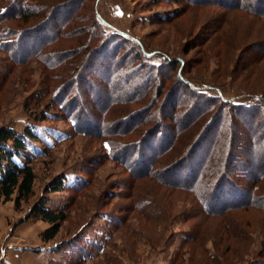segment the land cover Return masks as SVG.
I'll return each mask as SVG.
<instances>
[{"label": "rangeland", "instance_id": "obj_1", "mask_svg": "<svg viewBox=\"0 0 264 264\" xmlns=\"http://www.w3.org/2000/svg\"><path fill=\"white\" fill-rule=\"evenodd\" d=\"M38 1L48 4L58 2ZM174 1L86 0L79 13L84 17L88 15L89 19L97 18L100 30L111 35L115 50V59L112 61L124 65L119 69L124 76L128 77L129 74L132 79L140 80L132 67L136 59L129 63V58H135L139 49L145 52V56L142 55V59L134 65L140 70L148 69L146 71L150 76L161 78L165 84V90L153 109L154 123H150L147 129L149 133L157 129L155 132L160 135L168 128H180L184 119L196 120L198 106L193 108L194 96L188 92L190 89L206 96L219 97L230 106H247L255 99L249 93L258 96L264 93V57H259L253 46V43L264 42V20L256 18L247 10L231 9L233 5L230 3L233 2H225L232 0L223 1L222 4L214 2L216 0H202L201 3H195L199 0ZM5 4L0 0V6ZM167 18L171 21L167 22ZM48 24L34 30V35L45 31L40 43L58 30L57 25ZM1 25L10 28L11 33L15 34L18 22L12 19ZM79 25L80 30L74 31L80 34H75L81 36L80 31H91V22ZM58 40L50 45L44 44L38 57L21 63H15L0 49V127L22 132L25 127L31 126L41 137L40 143L33 144L34 150L28 151L32 155L35 175L32 198L17 211L12 201L0 204V264H263L264 212L255 208V205L225 216L199 215L195 199L189 192L170 189L154 176L133 179L121 163L106 157L111 152L110 145L102 142L104 139L96 136L95 130L85 126L86 122L92 121V114L101 110L100 103L94 104L92 100L101 99L102 95L92 92V97L89 96L88 90L82 86L84 84H80L81 87L73 84L72 89L64 91L67 88L65 83L71 77L60 69L62 65L57 59L58 55H63L72 38ZM28 52L34 53V45L20 56L17 53L15 59L29 56ZM98 58L96 51L94 61ZM167 62L173 63L170 69ZM179 69L187 86L179 80ZM156 71L161 72L158 74ZM111 72L115 74H111L110 82H115L119 78L118 71L111 66ZM161 73L166 75L162 76ZM103 78L104 74H85V81L90 86L94 85L95 89L101 86L106 88ZM56 90H60L57 91L60 96L62 92L65 95L60 104L65 105L72 100L82 105L80 108L88 112V121L78 112L76 115H79L81 124L66 119L55 101ZM133 92L137 93V90L126 91L124 96L130 94L134 99L135 95L131 96ZM172 96L176 99L173 110L164 106L166 102L169 105V97ZM47 108L46 119L34 122ZM224 109L221 117L230 116L232 111L227 107ZM211 114L214 113L209 110L207 116ZM128 116L129 112L125 117ZM261 117L257 116L255 120L256 137L264 138L263 128L258 132L260 124L264 126ZM118 118L109 119L108 115V123L124 122ZM218 121L212 123L218 125L217 140L225 124ZM212 125L205 127L209 129ZM78 126L83 127L81 132ZM241 127L242 121H235L234 156L236 150L239 154L245 153L248 134ZM93 128L97 129L96 126ZM193 128L186 131V137ZM85 131L88 133H83ZM205 134L198 145L202 144ZM118 141L122 143L124 139L118 138ZM261 145L264 159V144ZM229 161L230 158L225 165ZM219 163L221 165L222 162ZM227 173V177L224 175L227 185L231 181L236 186L240 181L243 186L248 185L250 176L246 178L242 170H234L233 163ZM223 177L220 178V184L224 182ZM59 179L64 181L62 189L45 193L48 186ZM128 179L131 188H128ZM262 182H259L260 185L264 184ZM82 183L84 186L75 191V187ZM256 194L264 198V188ZM134 197L147 201L149 210L140 213L137 208L132 209ZM40 203L50 210L63 209L66 215L56 238L49 243L42 242L40 238L49 225L26 216L33 206ZM260 203L257 206L264 210V204ZM108 214L121 218L124 216L125 219L116 229ZM222 227H225L224 235L221 233ZM79 234L74 244L63 247ZM90 245H102L103 248L93 250L90 252L92 255L87 254L84 262L75 263L72 259L77 248L82 246L89 253Z\"/></svg>", "mask_w": 264, "mask_h": 264}, {"label": "trees", "instance_id": "obj_2", "mask_svg": "<svg viewBox=\"0 0 264 264\" xmlns=\"http://www.w3.org/2000/svg\"><path fill=\"white\" fill-rule=\"evenodd\" d=\"M1 1L7 3V5L0 6V40H7L9 38H12V40L0 41V49L5 51L15 63L26 62L32 57H38L44 44L50 45L58 39L63 41L66 37L69 39L72 38L71 43L67 45L68 48L64 50L63 55H58L59 57L57 59V62L62 65L60 69L64 73L67 72L69 77H71L68 83H65L67 88L64 91L67 92L72 89L73 84L74 86L79 85V87H81L80 84H84L82 86L88 90L89 96L92 97V92L101 93V99L95 98L92 100L94 104L100 103L98 105H100L101 110L96 114H92L91 122H93V118L95 121L92 124L91 122H86L85 126L86 128L95 130L94 132L97 133L96 136L103 138L104 140L102 142H107L110 145L111 152L106 157L121 163L133 179H144L154 176L170 189L189 192L195 199L196 205L198 206L196 212L199 215L209 216L212 214H222V216H225L230 212L243 208L247 209L248 207H253V205H255V208L264 212L261 206H257V203L260 202V204H264V198L256 194V192L264 188V184L260 185L264 179V159H262L263 156L261 155V147H263L261 144H264V138L256 137L257 126L255 125L257 116L259 117L261 115L262 121H264V93H261L259 96L256 93H249L255 99H252L253 101L247 106H230L225 104L219 97L206 96V94L204 95L196 90L190 89L191 91L188 92L194 96L192 101L193 108L198 106L199 110L196 113L198 114L196 120L184 119L185 122L180 128L174 130L168 128L161 135L155 132L157 129L149 133L147 129L150 127V123H154L152 116L153 109H155V105H157L159 98H161L162 91L165 90V84L161 81V78L150 76L149 72L146 71L148 69L143 70L144 68H141L140 70L138 66L134 65L136 64L135 62L142 59V55L145 56V52L142 49L138 50L140 58H138V54L131 60L129 58V63L136 59L132 65L134 72L140 77V80L136 81L129 74L128 77L124 76L122 71L119 70L124 66L123 64L121 65L118 62L116 63V61H112L115 59V56H113L115 53L113 49L114 44H112L114 42L110 37L111 35H107L104 31L100 30V24L97 18L96 20L93 18L89 19L88 15L84 17L79 14L86 0H63L61 2L58 0L55 4H48L45 1L39 2L38 0ZM223 1L226 0H216L214 2L222 4L221 2ZM31 2L33 5H31ZM172 2L175 1L172 0ZM201 2L202 0H199L195 3ZM229 2H233L230 3L233 6L228 4L223 5L231 6V9L239 8L247 10L252 12L256 18L264 20V0H232L226 1L225 3ZM3 16L4 18H2ZM12 19L18 22L17 28L14 31L15 34L11 33L10 28L1 25ZM44 19H46V22H42ZM170 21L168 19L167 22ZM87 22L92 23L91 31H80L82 32L81 36L75 34H80L74 31L76 29L80 30L79 23L87 24ZM35 23H37L35 26L38 29L45 24L49 25L48 23H53L57 25L58 30L53 36L45 37V40L43 39L44 41L40 43V38L45 31L40 35H34V30L37 29L34 27ZM5 28H8V31H5ZM66 28L68 30H65ZM33 45L34 53L28 52L30 54L29 56L15 59V57H18L17 53L20 56L24 51H30ZM253 46H255L254 49L257 55L264 57V42L253 43ZM109 50L112 54L109 53ZM96 51L98 52L99 58L94 61ZM127 58L124 60H127ZM176 60L180 63L178 59ZM48 61L54 63L50 59ZM50 63L49 65H52ZM174 63L176 62L174 61ZM110 65L118 71L119 78L117 80L114 79L116 80L115 82H110L112 81L111 74L112 76L115 74L114 72L110 73ZM172 66L173 63L168 64L169 69ZM149 70L154 71V69ZM88 72L97 74V76L104 74L103 83L107 90L102 86L98 89H95L93 87L94 85L90 86L89 82L85 81V74ZM156 72L159 74L161 71ZM178 73L179 80L187 86V83L180 76V69ZM160 75L163 76L166 74L161 73ZM154 84L156 85L155 88L153 87ZM134 89L137 90V93L133 92L131 95H135L134 99L130 97V94L124 96L126 91L130 92V90ZM57 91L60 92V90H56L55 92ZM58 92L54 94V97H56L55 101L59 104L58 109L63 112L66 119L81 124L82 122L78 119L79 115H76L78 112V114L85 118V121H88V112L80 108L82 105H78L72 100L67 101L65 105L60 104L61 98L65 95H62V92L60 96ZM167 98L168 96L165 100ZM169 98V105L166 102L164 106H169L173 110L174 106H176V99L173 96ZM140 104L144 105L139 107ZM224 107L232 111L230 116L226 115L225 117H221V112L224 113L225 111ZM48 109L44 113H41L40 118L34 119V122L45 120ZM140 109L143 112H138ZM150 109L152 110L149 112ZM209 110L214 114L207 116ZM128 112L129 116L125 117ZM108 115L109 119H113V117H119V120L124 117L125 119H123L124 122L111 125L108 123ZM237 120L242 121L241 129L247 132L248 140L244 147L245 153L239 154L236 150L234 156L233 150L236 139L234 127L235 121ZM217 121L225 123L223 124L224 130L219 140L216 139L218 125H212V123ZM104 124L105 126L102 128ZM122 124L124 127H122ZM206 125L212 126L206 129ZM93 126H96L97 129H94ZM82 128V126H78V131L81 132ZM192 128L193 131H190L189 136L186 137V131ZM261 128H263L262 132L264 134V126L262 124H260L258 132ZM83 133L86 134L88 131ZM204 134L205 139L201 145H198V141L202 140ZM118 138L124 139V142H119L120 140L118 141ZM40 140L41 137L35 132V129L33 131L31 126L25 127L22 132L7 127H0V204L12 201L14 209L17 211L21 208L22 204L28 203L32 198L35 175L32 169V155L28 151L34 150L33 144L40 143ZM258 141L259 144L257 143ZM201 152L204 154L203 156H201ZM228 158H230V161L228 165H225ZM219 162H222L221 165ZM229 163H231L230 166ZM232 163L234 164V170H242L246 174V178L250 176L247 186H243L242 181L239 182L238 186L233 184L232 181L230 185H227L228 182L225 180H227V172L230 170ZM220 170L222 171L220 172ZM222 177L224 180L222 184L225 186H221L222 184H220ZM128 183V188H131L132 184L129 179ZM63 185L64 181L59 179L51 186H48L45 193L58 192L62 189ZM82 186H84L83 183L77 185L75 191L80 190ZM131 205L132 209L137 208L140 213L149 210L150 206L147 201L138 199L137 197L132 198ZM103 214L100 213V215ZM108 215L111 218L112 226L116 229L122 224V220L125 219L124 216L121 218L115 214ZM26 216H32L49 225L40 235L44 243H49L56 238L61 224L66 220L63 209L50 210L45 208L41 203L33 206ZM221 233L223 235L225 234V227H222ZM75 237L63 247L65 248L68 245L74 244L79 239L80 234ZM102 248V245H90V251L88 253L80 246L75 251V256L72 260L75 263L84 262L87 254H91L90 252L93 250H101Z\"/></svg>", "mask_w": 264, "mask_h": 264}]
</instances>
